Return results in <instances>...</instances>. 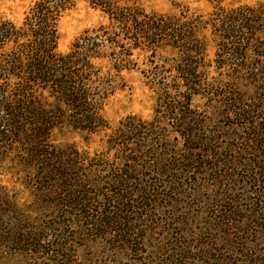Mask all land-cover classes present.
<instances>
[{"label": "trees", "instance_id": "1", "mask_svg": "<svg viewBox=\"0 0 264 264\" xmlns=\"http://www.w3.org/2000/svg\"><path fill=\"white\" fill-rule=\"evenodd\" d=\"M140 1L29 0L19 24L0 17V182L1 176H23V186L27 182L40 205L64 213L43 218L45 225L32 223L10 235L0 234L2 245L11 241L33 254H54L64 264L67 244H44L51 234L69 228L110 237L132 251L139 241L138 223L152 207L159 208V199L171 201L162 192L167 186H179L190 173H213L217 189L224 186V180L234 181L219 172L231 164L238 167L239 162L221 158L223 153L217 152L219 139L217 131H211V118L192 107L197 98L219 103L225 114L240 120L246 129L254 126L250 137L262 168L248 161L252 170L247 171V179L258 189L254 194L264 201V125L254 122L258 119L255 108L235 91L240 87L264 89V0L238 6L203 0L212 4L206 18L180 4H176L177 14L147 12ZM79 2L100 12L106 23L83 32L66 53H59L57 24ZM211 44L212 60L207 56ZM137 51L152 58L168 54L160 63L151 60V67L142 72L154 94L153 114L149 120L127 116L111 130L102 108L121 82L120 74L136 65L132 58ZM63 129L82 134L85 143L110 131L104 149L116 151L117 162L89 160L85 163L88 174L75 172L83 163L64 159L65 154L72 155L73 148L61 150L53 144L54 131ZM107 169L111 175L97 176ZM144 171L159 179L147 177L148 186L142 187ZM171 171L176 175L166 180ZM5 196L0 193V201ZM45 197L51 200H41ZM226 200L232 202V198ZM67 210L78 213L70 217L65 215ZM2 212L0 216L5 217L6 210ZM224 216L231 220L235 212L229 209ZM173 221L181 229L167 238L164 248H151L148 264L164 263L157 257L168 259L164 264L194 260L184 254L193 247V242L185 240L190 237L183 229L186 224ZM254 223L263 234L264 224ZM223 261L214 260L226 264Z\"/></svg>", "mask_w": 264, "mask_h": 264}, {"label": "rangeland", "instance_id": "2", "mask_svg": "<svg viewBox=\"0 0 264 264\" xmlns=\"http://www.w3.org/2000/svg\"><path fill=\"white\" fill-rule=\"evenodd\" d=\"M255 1L224 0L223 5H251ZM140 4L147 12L166 14H177L176 4H180L187 6L193 15H202L204 18L212 10V4L203 0H141ZM29 6V0H0V17L19 24ZM105 23L106 20L100 12L83 2L77 3L65 12L57 24L58 52L66 53L73 41L83 32L96 29ZM207 56L210 60L214 58L212 44L208 48ZM166 57H168L167 53H162L154 58L149 57V54L145 52L134 53L132 59L136 65L131 70L120 74L121 82L117 83L115 92L105 101L102 108V115L111 130L127 116L134 115L143 120L151 118L154 109V94L145 85L146 80L142 72L151 67V60L160 63ZM235 91L246 97L244 99L247 100L246 103L251 106V109L255 108L254 116L258 119L254 122L264 125V89L262 87H240ZM192 107L211 118L213 126L211 131H217L219 139L217 152L223 153L221 158L230 157L228 159L232 161L238 160V167L231 164L227 168H221L219 172L222 177L229 174L234 178V181L226 183L224 180L222 181V186L223 184L224 186L217 189L213 173H208L206 176L190 173L185 178L183 177L179 186H167L162 192L164 196L170 197L171 201L167 202L165 198L159 199L157 201L159 208L152 207L154 210L138 223L141 225L136 231V239L139 241L132 251L125 250L120 243L110 237L98 238L89 232L79 233L69 228L51 234L48 237L49 241L44 244L45 247H47L46 243L53 245L55 242L66 243L68 252L63 259L65 260L64 264H148L151 248H164L165 242H168L167 238L179 232L180 226L175 225L177 221L175 223L173 221L178 219L183 220L186 224L183 229L188 230L187 235L190 234V237L185 240L193 242L192 249L184 254L193 256L194 260L185 264H219L214 260H224L223 263L226 264H264V233L261 234L254 223L264 224V212H260L264 208V201L254 194V191L258 189L251 179H247V171L252 170L248 161L254 162L255 168H262V165L257 163V155L254 154L255 142L250 137L254 126L250 127V130L246 129L240 120L225 114V109L219 103L212 104L197 98L193 101ZM109 133L110 131H105L95 135L87 143L83 141L82 134L71 130H55L52 136L54 146L59 149L64 150L66 146L73 148L70 150L72 155L65 154L64 159H77L83 163L77 165L78 170L76 169L75 172L86 175L85 172L87 174L90 172V168L87 171L85 167V163H88L89 160H114L117 162L115 159L119 154L116 151L104 149V142ZM172 141L174 142V140ZM245 161H247V165L244 163ZM116 168L117 165L114 163L112 169L116 170ZM107 170L99 172L97 176L101 178L111 175L109 169ZM2 172L4 174L5 169ZM199 172L202 173L201 170ZM173 175H176L175 171L169 172L166 175V180ZM14 176L7 175L4 179L1 176L0 193H4L6 196L1 198L2 202L0 201V215L3 213V209L6 212L4 213L5 217L0 216V234L10 235L15 229L18 231L23 227H30L32 223L45 225L43 218L47 216H64L63 212L47 209L40 205L37 199L31 196L27 182L26 186H23L24 178H21L23 176H17V178ZM147 177H150L152 181L159 179L155 174L144 171L142 187L148 186L146 184L149 183ZM134 187L137 188L136 185ZM260 189H263L262 186ZM89 190L94 192V189ZM174 193H178V195ZM227 198H232V202L227 201ZM151 199L155 201L154 197ZM41 200L50 201L51 197ZM220 200H223L221 204H219ZM217 204L225 208L215 207ZM167 206L168 208H166ZM229 209L235 212V217L227 221V217L224 215L228 214ZM98 212L90 211L88 213L97 214ZM77 213L75 210H67L65 215L73 217ZM41 233L47 235L44 231ZM1 243L0 264H61V260L57 259L54 254L46 255L45 252L33 254L22 249L21 246H15L11 241L7 245ZM173 254L179 255V252ZM155 260L164 263L165 260L168 261L161 257H157ZM57 261L58 263H56Z\"/></svg>", "mask_w": 264, "mask_h": 264}]
</instances>
